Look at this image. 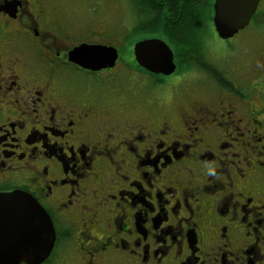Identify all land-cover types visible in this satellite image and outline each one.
Returning <instances> with one entry per match:
<instances>
[{
	"label": "flooded vegetation",
	"instance_id": "af4514ba",
	"mask_svg": "<svg viewBox=\"0 0 264 264\" xmlns=\"http://www.w3.org/2000/svg\"><path fill=\"white\" fill-rule=\"evenodd\" d=\"M262 2L230 38L253 30L262 49L238 68L211 65L202 98L177 86L182 68L153 75L133 46L129 63L100 41L97 8L72 24L47 0H0V193L49 217L40 264H264ZM152 34L142 39L162 40ZM82 44L115 48L114 66L71 62ZM132 66L156 84L121 88Z\"/></svg>",
	"mask_w": 264,
	"mask_h": 264
},
{
	"label": "water",
	"instance_id": "95a60500",
	"mask_svg": "<svg viewBox=\"0 0 264 264\" xmlns=\"http://www.w3.org/2000/svg\"><path fill=\"white\" fill-rule=\"evenodd\" d=\"M259 0H214L212 24L221 40L232 38L243 30L255 13ZM136 64L153 75L169 76L175 71L173 52L158 38L143 39L133 45ZM117 59L113 47H75L69 60L98 70L112 67ZM54 242L51 221L42 208L24 193H0V264H40L50 253Z\"/></svg>",
	"mask_w": 264,
	"mask_h": 264
},
{
	"label": "rangeland",
	"instance_id": "374dc122",
	"mask_svg": "<svg viewBox=\"0 0 264 264\" xmlns=\"http://www.w3.org/2000/svg\"><path fill=\"white\" fill-rule=\"evenodd\" d=\"M47 4L48 7L51 8H60L62 10L61 17L66 18V20H78L73 21L72 24H77V22L83 23L84 19H86L87 25L92 24L93 22H91V20H87V18L90 17L89 11L93 8H97V12L93 14V18L96 20L100 19V21L95 25L102 29V35L109 36V38L104 37L100 41L105 42L106 40L107 43L119 44L120 58L125 59V61L130 60L129 63H133L132 46L135 43V40L145 38V33L137 35L134 27L138 22H145L151 19V14H145L143 17L139 15L131 0H47ZM212 4L213 0H211V7ZM262 4H264V0ZM158 10L161 11L160 9ZM207 13L210 15V19L207 20V23L206 20L202 18L203 34L207 28H209V32L207 37H205V43L203 44L204 48L200 51V57H197L199 61L201 60L203 62V65L200 66L198 63L194 62L193 66L190 68L181 69V71L187 72L184 74L181 82L177 83V86L179 87L184 86L189 97L206 98V94L203 95L205 93L204 89L210 85L211 81L203 72L211 70V65L222 71H227L231 66H236V68H238L244 65L242 59L248 58L250 61L251 57L257 55L256 53L262 49L260 47L259 50H256L255 41L253 40L255 39V32L253 30H246L234 37V39H228L227 41L221 40L217 36L211 38V34L214 33L212 30L213 25L211 24L213 13L211 11L209 14V9H207ZM164 15V12H160L161 17ZM191 18L193 17H190V19ZM158 31L163 35L154 31L149 32L153 34L148 36L161 35V39L170 47L174 54L176 49L177 54H179L178 56L175 55L176 57L174 56V63L176 65L175 73L176 71L179 73L181 66L180 59H182L181 57L184 53L182 49L168 43L169 41L164 36L162 29H158ZM86 34L87 33H85V36H87ZM129 35H131L130 39H128ZM229 47L234 49L231 48V53H225L229 51ZM119 64L122 65L121 62ZM135 65L138 66L136 63ZM120 68L121 66L118 67V69ZM128 72L127 75L118 73V82L124 90L126 88L129 90L130 88H142L140 84H143L146 88L153 87L157 82L155 78L146 75L142 71H137L133 66ZM126 77H129L130 80L126 79ZM170 79L171 78L164 79V82H167ZM172 80L175 81L176 78ZM139 95L142 96L143 94L139 93ZM163 97L161 103L167 105L166 107L170 106L172 100L177 98V96L174 95H166Z\"/></svg>",
	"mask_w": 264,
	"mask_h": 264
},
{
	"label": "trees",
	"instance_id": "16d2710c",
	"mask_svg": "<svg viewBox=\"0 0 264 264\" xmlns=\"http://www.w3.org/2000/svg\"><path fill=\"white\" fill-rule=\"evenodd\" d=\"M139 15L151 14V19L147 22H138L134 29L137 35L147 32L163 30L168 43L182 49L181 57L182 68H190L194 62L200 66L203 62L197 59L200 57V51L204 48L205 37H207V28L203 34L202 18L210 19L209 14L212 11L211 0H131ZM153 2H158L155 6ZM157 7V8H156ZM211 7V8H210ZM160 9L161 11H159ZM164 12V16H160ZM190 17H193L190 19ZM208 23V22H207ZM209 27V26H208ZM201 31V32H200ZM162 34V33H161ZM163 35V34H162ZM129 35L128 39H130ZM179 54V53H178ZM176 49L174 56H178ZM175 56V57H176Z\"/></svg>",
	"mask_w": 264,
	"mask_h": 264
}]
</instances>
